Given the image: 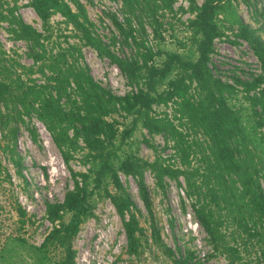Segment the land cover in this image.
<instances>
[{
	"label": "trees",
	"instance_id": "16d2710c",
	"mask_svg": "<svg viewBox=\"0 0 264 264\" xmlns=\"http://www.w3.org/2000/svg\"><path fill=\"white\" fill-rule=\"evenodd\" d=\"M7 1L0 0V26L7 22L12 37L29 43L28 54L39 64L29 72L39 71L46 78L41 83L24 78L20 62L8 54L0 39V103L5 107L0 109V125L12 137L11 157L25 177L16 150L17 123L36 115L51 132L74 180L63 200L46 201L52 228L35 246L42 258L61 250L58 264H77L74 240L83 222L95 214L96 195L109 197L121 217L127 252L141 254L145 228L140 209L122 180L124 173L137 180L150 214L154 243L179 264L194 260L195 250L179 248L176 257L163 241L146 180L150 170L163 190L167 179L185 186L194 215L228 264H264V37L238 15L235 0H188V8L179 7L194 13L186 22L191 46L186 52L154 50L145 40L146 22L156 37L163 38L160 13L174 11L178 0H122L124 19L116 13L110 17L123 44L136 46L128 56L113 48L117 35L107 42L96 31L82 0H30L43 30L18 13V0L13 5ZM242 1L264 17L260 0ZM55 13L74 26L80 41L119 66L132 87L128 92L117 94L94 77L82 59L80 43L56 42L51 23ZM225 20L230 23L226 25ZM227 29L234 31L235 39L229 38ZM224 36L233 42L246 40L261 70L249 78L235 73L233 81L217 75L211 60L216 39ZM157 56L164 58L157 62ZM157 106L165 108L158 112ZM139 125L152 136L161 134L164 149H172L171 159L177 161L161 152L148 159L125 148ZM28 128L36 140V130ZM144 141L155 146L146 136ZM75 158L89 165L88 169L76 170ZM20 211L26 214L21 207Z\"/></svg>",
	"mask_w": 264,
	"mask_h": 264
},
{
	"label": "rangeland",
	"instance_id": "374dc122",
	"mask_svg": "<svg viewBox=\"0 0 264 264\" xmlns=\"http://www.w3.org/2000/svg\"><path fill=\"white\" fill-rule=\"evenodd\" d=\"M202 1L198 0L199 3ZM82 2L95 23L94 28L107 42H110L113 35H117V44L113 48L118 54L128 56L135 52L136 46L123 44L122 37L110 17L111 13H116L121 20L124 19L122 0H82ZM234 2L238 15L258 28L264 37V17L254 13L242 0ZM7 4L13 5L14 0H8ZM17 4L18 13L27 22L40 30L44 29L41 18L30 5V0H18ZM181 5L188 8L189 1L178 0L174 11L167 10L165 13H160L163 38L156 37L153 26L149 22L145 23L146 44L152 46L154 50L186 52L191 48L188 41L190 30L186 28V22L189 17L194 16V13L180 10ZM258 6L260 8L264 6V0H260ZM73 7L76 8L75 5ZM134 22L137 26V22ZM224 22L226 25L230 23L229 20ZM51 23L54 35L57 36L56 42H61L64 46L74 42L80 43L84 53L82 59L89 64L92 74L99 82L110 87L117 94H125L132 88L119 66L108 57L99 55L94 47L80 41L74 26L67 23L63 15L55 13ZM8 27L7 22H3L0 26L2 46L17 60L16 62H20L21 66L18 64V68L20 71L23 70L24 78H35L39 83L44 82L46 78L41 72H29L30 67L35 70L39 67V64L28 54L29 43L24 39L12 37ZM226 32L229 38H236L233 30L227 29ZM238 39V42H233L224 36L217 38L215 42L216 49L211 63L214 72L225 80L233 81L232 75L235 73L242 78H249L252 72L261 70V63L249 43L242 38ZM163 58L164 56H157V62L162 61ZM238 97H241V94ZM233 103L237 105L239 101ZM164 108L157 106L156 110L162 112ZM0 109L5 110L1 103ZM117 117L121 121L124 119L122 115ZM25 121L17 123L16 132V150L21 158L25 177L18 172V166L11 157L10 132L2 129L0 125V264H58L57 260L62 255L61 250L48 252V257L44 259L35 246L41 244L52 228V222L46 215V201L63 200L66 191L73 186L74 180L46 124L36 115L32 118L25 116ZM125 121L130 122V118ZM28 125L36 130V140ZM145 136L154 143V147L144 141ZM128 142L125 148L135 150L144 158L154 159L157 152H161L164 156L169 155L167 157L170 158L169 160L177 161L176 157L171 159L172 149L169 148L167 151L164 149L166 144L163 136L161 134L152 136L142 125L136 128ZM72 166L81 171L89 167L77 158L72 160ZM121 177L140 209L139 218L145 228L141 254L130 255L127 252V236L121 217L109 197L96 195L95 214L83 222L74 240L77 264H179L173 257L167 255L163 247L154 243L150 214L140 196L136 178L124 173H121ZM146 180L163 241L174 250L176 257L179 256V248L183 251L190 248L195 250V258L188 264H228L225 254L214 249L205 228L194 215L192 200L187 196L185 186L182 188L175 180L167 179L166 190H163L156 184V179L150 170L146 171ZM20 207L26 210L25 215H22Z\"/></svg>",
	"mask_w": 264,
	"mask_h": 264
}]
</instances>
